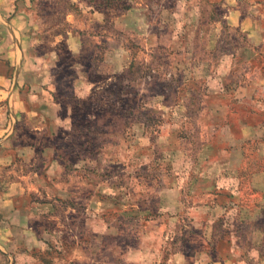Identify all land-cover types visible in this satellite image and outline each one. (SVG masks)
Instances as JSON below:
<instances>
[{
  "label": "rangeland",
  "instance_id": "374dc122",
  "mask_svg": "<svg viewBox=\"0 0 264 264\" xmlns=\"http://www.w3.org/2000/svg\"><path fill=\"white\" fill-rule=\"evenodd\" d=\"M0 264H264V0H0Z\"/></svg>",
  "mask_w": 264,
  "mask_h": 264
},
{
  "label": "crops",
  "instance_id": "0c3cea01",
  "mask_svg": "<svg viewBox=\"0 0 264 264\" xmlns=\"http://www.w3.org/2000/svg\"><path fill=\"white\" fill-rule=\"evenodd\" d=\"M17 53V52H16ZM18 56V55H17Z\"/></svg>",
  "mask_w": 264,
  "mask_h": 264
}]
</instances>
